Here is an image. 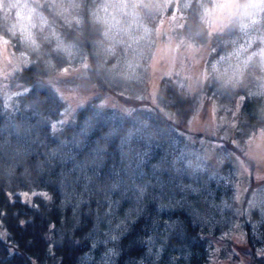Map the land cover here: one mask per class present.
I'll return each instance as SVG.
<instances>
[{
	"label": "trees",
	"instance_id": "16d2710c",
	"mask_svg": "<svg viewBox=\"0 0 264 264\" xmlns=\"http://www.w3.org/2000/svg\"><path fill=\"white\" fill-rule=\"evenodd\" d=\"M99 1L0 0V37L29 61L10 78L27 91L6 99L9 88H0V264H208L227 251L264 264V234L250 224L257 210L247 203L258 180L249 185L247 174L241 201L235 193L236 159L254 167L243 148L264 128L260 55L238 78L211 68L239 46L250 53L262 44L264 4L257 21L234 15L213 30L207 18L219 0H129L124 13L150 28L131 42L108 33L95 16ZM23 5L34 8L29 41L16 28ZM165 18L183 43L208 48L207 73L192 92L164 76L151 98L149 66ZM84 60L98 92L71 124L60 123L63 98L45 79ZM108 95L120 105L98 111ZM206 102L216 127L189 129ZM233 231L243 250L226 236Z\"/></svg>",
	"mask_w": 264,
	"mask_h": 264
},
{
	"label": "rangeland",
	"instance_id": "374dc122",
	"mask_svg": "<svg viewBox=\"0 0 264 264\" xmlns=\"http://www.w3.org/2000/svg\"><path fill=\"white\" fill-rule=\"evenodd\" d=\"M239 0H219L216 2L215 7L209 14L208 22L210 29H217L226 20L234 15H238L242 22L257 21L259 19L260 10L264 3L260 0H246L240 3ZM129 0H101L98 2L95 9V16L102 20L110 35H113L116 40L131 39L135 42L137 37L145 35L150 31V28L140 23L136 15H127ZM255 5V6H253ZM33 7H26L23 5L19 9L16 28L22 32L25 39L33 40L34 31L33 23ZM133 12V11H132ZM126 14V15H125ZM133 14V13H132ZM165 18L157 29V43L155 46L154 55L150 61L149 77H148V96L154 97L160 80L164 76H176L177 82H184L185 86L182 87L188 92L199 91L203 87L205 75L207 73L206 61L208 57V48L204 45H195L182 42V38L171 34V25ZM163 31L164 33L163 37ZM182 42V43H181ZM249 44L239 46L235 49L233 57H222L212 62L211 68L218 73H222L228 78H238L244 63L256 52L260 55V68L262 73L259 76L260 84L258 92H264V40L253 52L247 53ZM21 55L14 52L11 44L0 37V88L8 90L9 92H2L4 97L9 99L12 95L27 91L28 86L19 84L13 86L10 82L11 74L26 67L29 63L28 60L21 61ZM87 60L78 67H66L69 69L68 73H64L63 69L59 70L52 77L45 79L54 89L59 91L64 101L65 114L60 119V123L71 124L76 113V110L82 107L87 99L93 94L98 92L96 84L91 83L86 78ZM73 79V84L67 83V80ZM66 80V81H65ZM103 105H120L113 95L106 96L102 102ZM126 109L128 106H123ZM216 113L215 107L212 102H206L197 111L196 117L187 124V127L192 130H202L205 133H211L216 127ZM59 127V123L54 122V126ZM63 125V124H62ZM247 147L243 148V155L251 158L254 161L252 168L250 163L239 155L241 159H236V174L239 176V181L236 182V198L241 201L244 192L245 184L247 183V174H251L248 179L249 185H252L254 180L257 185L249 197L250 208L257 210V216L252 220L253 229L256 234H264V128H259L253 132L246 140ZM214 150L209 147L206 148V153L212 156ZM216 152V151H215ZM249 177V176H248ZM26 194L25 191L21 192ZM23 199L27 195H22ZM4 234V233H3ZM229 236L232 246L236 248L241 247L243 250L246 248V242L240 232L233 231ZM220 247V246H219ZM217 252L220 250L218 247ZM230 251H227L226 256L218 257L217 255L208 264H247L248 257L243 254L237 253V258L232 260ZM245 255V254H244Z\"/></svg>",
	"mask_w": 264,
	"mask_h": 264
},
{
	"label": "snow or ice",
	"instance_id": "6c2138e0",
	"mask_svg": "<svg viewBox=\"0 0 264 264\" xmlns=\"http://www.w3.org/2000/svg\"><path fill=\"white\" fill-rule=\"evenodd\" d=\"M260 2H261V3H264V0H260ZM253 6H255V5H253ZM68 71H69V69H67V68H64V69H63V72H64L65 74L68 73ZM61 99H62V97H61ZM103 108H104V105L99 106L98 111H99V110H102ZM125 111L130 115L132 110L126 109ZM85 134H86V133H85ZM22 195H25V196H26L27 194H22ZM40 195L46 197V194H44V193H41ZM22 202H25V203H26V201H22ZM33 207H34V206H33ZM22 223H23V222H22ZM112 239H115V237H112Z\"/></svg>",
	"mask_w": 264,
	"mask_h": 264
}]
</instances>
